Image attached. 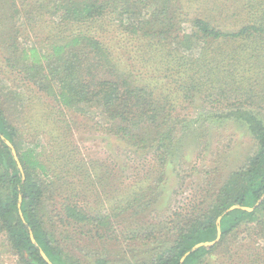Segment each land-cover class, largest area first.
<instances>
[{
	"label": "trees",
	"instance_id": "obj_1",
	"mask_svg": "<svg viewBox=\"0 0 264 264\" xmlns=\"http://www.w3.org/2000/svg\"><path fill=\"white\" fill-rule=\"evenodd\" d=\"M215 1L0 0V248L14 264H264V0H245L234 25ZM115 42L145 64L117 58ZM197 97L246 126L254 148L219 183L220 162L204 169L189 202L150 220L189 126L179 109ZM74 112L102 114L148 155L120 182L108 158L87 160L104 192L94 203ZM219 225L216 243L192 250ZM120 236L140 254L108 257Z\"/></svg>",
	"mask_w": 264,
	"mask_h": 264
},
{
	"label": "rangeland",
	"instance_id": "obj_2",
	"mask_svg": "<svg viewBox=\"0 0 264 264\" xmlns=\"http://www.w3.org/2000/svg\"><path fill=\"white\" fill-rule=\"evenodd\" d=\"M215 2L217 3L215 6L218 9L217 12L224 24L234 25L239 21V16L244 14L242 4L245 3V0H223V2L217 0ZM208 4L206 6L209 7L215 5ZM180 34L181 30L177 28V31H174L171 36ZM121 45L124 43H113L112 50L117 58L127 60V55H131L130 61L133 59L136 68L145 64L142 62V57L136 54L137 50L127 51V49L121 48ZM179 111V114L186 119V122L183 123H188L189 126H180L176 132V147L181 146L178 148L179 152L174 156L172 163L168 166L167 180L160 192L162 198L159 203L160 207H158V211L154 210L151 212L153 214H150L152 215L150 220L153 221L164 217V211L168 208L172 209L189 202L190 197L196 193L197 185L205 176L204 169L216 170L215 167L220 162L221 171L212 175L214 179H218L215 180L219 183L228 172L244 161V158L254 148V138L246 126L232 119H215L213 113L216 110L205 104L200 97H197L193 104H186ZM71 115L70 117L77 121L72 125L71 136H74L84 158V172L80 173V177L85 187L86 196L94 203L97 195H103L104 192L101 185L95 183L97 181L96 169L90 167L87 160L108 158L107 161L110 163L108 166L113 169V175L119 176L120 182L123 177L120 176L123 169V173L124 171L128 173L126 181L130 180L136 164L145 160L148 155L142 153V150L133 152L126 147L112 132L114 127L110 120L102 114L88 116L74 112ZM194 120L197 121L194 122ZM48 141L46 138V142ZM111 163L115 164L112 165ZM97 170L101 171L102 169L97 168ZM73 174L74 172L71 171L68 175L72 177ZM132 225L130 224V226ZM133 226H136V223ZM121 227L123 226L121 225ZM83 239L87 241L85 237ZM119 240H121V244L114 240L103 244L108 249V257L119 259V253H124L125 249V254L130 259L140 254L139 251H130L131 246L129 244L135 240L124 239L122 236ZM6 249V247L0 248V264H14L15 259L5 251ZM88 258L93 260L96 259V256L92 255Z\"/></svg>",
	"mask_w": 264,
	"mask_h": 264
},
{
	"label": "water",
	"instance_id": "obj_3",
	"mask_svg": "<svg viewBox=\"0 0 264 264\" xmlns=\"http://www.w3.org/2000/svg\"><path fill=\"white\" fill-rule=\"evenodd\" d=\"M7 143L12 147V149H13V153H14V155L16 156V159H18V157H17V152H16V149L14 148L13 144H12L9 140H7ZM19 166H20V168H22V165H21L20 163H19ZM236 207H239V205H234V206H232L230 209H233V208H236ZM241 207L244 208V209H247V210H252V209L254 208V207H246V206H241ZM220 218H221V216H220ZM218 222H219V221H218ZM221 234H222V231H221V228H220V225H219V226H218V236H217L216 240L211 241V242L199 243V244H197L192 250H194L195 248L200 247L201 245H211V244L216 243V242L220 239ZM189 253H190V251H189L187 254H189ZM42 254H43V256L46 258V260L49 261V259H48V257L46 256V254H45L44 252H42ZM187 254H186V255H187ZM183 260H184V258H183Z\"/></svg>",
	"mask_w": 264,
	"mask_h": 264
}]
</instances>
